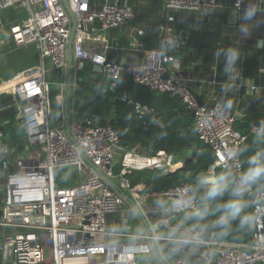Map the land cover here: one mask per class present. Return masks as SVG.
Listing matches in <instances>:
<instances>
[{
    "label": "built area",
    "instance_id": "1",
    "mask_svg": "<svg viewBox=\"0 0 264 264\" xmlns=\"http://www.w3.org/2000/svg\"><path fill=\"white\" fill-rule=\"evenodd\" d=\"M162 4L167 15L154 27L161 48L147 50L140 62L122 67L106 54L107 48L118 50L119 46L106 45L100 36L107 29L132 22L135 14L128 1L104 0L95 10L90 8V0H67L75 20L71 98L78 74L87 64L102 67L110 90L117 88V81L125 74L149 91L178 97L192 116L198 140L214 156L201 179L210 182L215 169H221L234 177L236 197L250 198L256 192L251 201L254 222L251 242L215 240L212 232L208 238H202L184 226L178 218L180 213L190 211L197 215L201 211L199 200L191 195L186 182L152 194L145 192L143 183L130 182L129 175L135 172L170 173L180 169L183 161L173 154L164 150L146 154L135 147L123 146L118 132L109 123L102 124L93 117L70 119L71 98L70 136L63 119L50 124L47 69L43 63L47 59L59 75L54 99L60 105L66 92L71 17L62 0H0V11L16 7L24 10L23 17L9 25V37L17 46H33L40 59L0 80V94L9 96L8 104L16 108L14 119L22 127L21 135L12 143L1 142L0 136V264H137L138 257L150 258L156 264H264V189L256 190L252 183L242 182L245 174L239 158V149L247 137L264 136V127L250 125L246 131L235 128L243 88L253 93L264 88L236 80L231 70L230 100L222 106L224 99L217 94L213 108L200 105L193 90L197 79L179 73L181 61L177 52L186 47L189 35L184 27L172 25L174 12L221 8L222 1L162 0ZM234 6L231 15L236 21L239 0H234ZM256 10L264 12V0L258 1ZM262 40L257 41L260 47ZM86 41L92 45L86 46ZM131 46L135 51L142 47L139 41ZM191 64L200 68L201 60H191ZM211 69L201 82L212 93L217 81L215 67ZM119 98L128 100L124 91ZM133 108L140 119L151 113L138 102H133ZM153 119L161 125L159 118ZM16 146L27 150L16 154ZM63 167L76 171V184L58 182L55 170ZM157 198L163 203L155 225L156 210L150 201ZM174 204L183 207H173ZM120 213L131 217L134 224L109 228L108 217ZM157 226L177 232L179 240L200 245L198 259L165 255L160 249L159 241L163 238Z\"/></svg>",
    "mask_w": 264,
    "mask_h": 264
},
{
    "label": "crops",
    "instance_id": "2",
    "mask_svg": "<svg viewBox=\"0 0 264 264\" xmlns=\"http://www.w3.org/2000/svg\"><path fill=\"white\" fill-rule=\"evenodd\" d=\"M127 1L128 3L130 2L129 5L133 8L135 14L132 22L120 28L107 29L104 33H102V36H100L106 45L119 46L118 50L107 48L106 54L109 60L118 63L122 67H127L131 64L140 62L147 50L161 48V43L158 40L157 33L154 31V27L158 23L164 21L167 15V11L164 10L162 0ZM221 1V8H203L197 12H174L175 20L172 22L173 26L178 25L184 27L189 35L186 47L177 52V58L181 61L179 73L185 76H192L197 79L196 84L193 86V90L203 101L213 100L217 97V94L227 101L230 97L229 88L230 83L233 81V77H231L230 71L223 91L216 90L217 85H219V82L217 81L216 85L213 87V92L211 93L210 89L207 87L208 85L201 82V79H205L206 73L208 72H206L202 66L197 68L192 65L191 60H203L205 46H214L215 42H217L215 45L226 44L233 46L241 44L252 47L257 46L260 49V46L257 45V41L260 38L263 39L261 35L264 34V12L256 10L259 0H239V9L236 21L233 16L229 19V16H231L232 11L235 9L234 0ZM92 3L95 4V6H98V4H100V0H92ZM22 17L23 13L18 11L16 8H8L0 11V56H4L2 60H5V56L13 55L15 62L18 61L21 63L9 68V71L6 72L5 75H2L5 77H7V75H13L14 73L28 67L32 60H35L36 62L40 61L37 53L33 54L31 50H27L25 48L28 46H17L9 37V25L18 22ZM237 22H240V27ZM138 30H142L143 34H138ZM137 41L141 42L142 46L139 51L133 50V47L131 46V44ZM95 43L97 46L99 45L98 42L95 41ZM91 45V42L86 41V46ZM259 55L260 52L258 56ZM43 64L47 69L46 80L48 82L47 95L49 99V123L54 124L58 119H63L65 122L64 102L59 105L54 99V95L57 91L56 82L59 80V75L47 59L44 60ZM20 65L26 66L20 67L19 70L15 71V68ZM255 70L257 75L254 77L253 75H244L238 68L232 69V71L235 72L236 76L234 78L236 80H240L244 82V84L253 83L260 87V62H257ZM82 76L84 83H88V86H80L79 89H85L89 93V99H84L81 93L79 94L76 89L74 90L71 98L72 107L70 110L72 109V114L70 113V119L72 117L77 119H80V117H93L95 121L100 123H109L113 115L112 102L114 98L117 97V94H115L114 90H110L109 87L108 90L106 87L104 89L102 88V98L95 93V85L97 84L100 76L105 75L94 72L92 70V65L88 64L86 66ZM5 77L0 78V80ZM52 79L54 81H51ZM50 82H53V88L50 87ZM243 91L244 95L240 100L242 102L239 103L238 107L240 112L238 120L247 121L249 123L247 124V128L250 125H255V121L258 123L256 126L264 127V90L260 89L258 93H253L247 91V88L245 89L244 87ZM106 93L108 94V97L106 96ZM249 97L252 99L253 103L257 102L258 104L255 105L243 102ZM8 98L9 96H7V94H0V106H3L0 109V136L1 142L3 143H12L21 135L22 132V127L17 123H14V113L11 112L12 107L8 104ZM94 100L96 102H94ZM238 124L240 125V123ZM15 152L16 154H23V146H16ZM58 182L64 184L61 181ZM150 202L153 203L156 210L155 215L153 216V223L157 225L160 218L158 209L163 202L158 198L155 200L151 199ZM127 223L134 224V221H132V218L124 213H120L117 216H109L107 219V225L111 229H121ZM134 230H136V226ZM157 232L161 237H164L159 241V244L160 249L165 255L190 260L198 259V253L201 249L200 245L177 239L179 234L177 232L170 231L165 227L157 226ZM169 236L172 237L171 240L166 238ZM208 237L209 236L206 238ZM120 240L127 241L129 239L120 238ZM137 264L156 263L150 258L138 257Z\"/></svg>",
    "mask_w": 264,
    "mask_h": 264
},
{
    "label": "trees",
    "instance_id": "3",
    "mask_svg": "<svg viewBox=\"0 0 264 264\" xmlns=\"http://www.w3.org/2000/svg\"><path fill=\"white\" fill-rule=\"evenodd\" d=\"M103 1L100 0V4L95 6L90 0V8L98 10ZM237 23L240 25V22ZM215 44L205 46L201 66L206 72L212 71L211 68L215 67V79L219 82L217 91H223L227 76L233 68L240 69L246 76L255 77L257 75L256 57L260 52L257 46ZM29 47L35 54L34 47ZM36 63L32 60L28 66ZM122 91L127 94L128 100L119 98V93ZM114 92L117 97L112 102L113 115L109 124L118 132L119 143L126 147H135L146 154L164 150L183 161L180 169L170 173L135 172L129 175L130 182L132 184L143 183L145 192L149 194L166 190L180 182H186L191 195L199 200L201 211L197 215L190 211L180 213L178 218L184 226L192 228L202 238H206L212 232L215 240L251 242L254 229L252 202L249 198L234 195L236 183L228 171L215 169L212 181L204 182L201 179V175L213 162L214 156L212 150L198 140L192 116L181 100L167 93L149 91L146 87L133 82L125 74L121 75L117 81V88H114ZM229 100L230 97L227 101ZM133 102L147 106L151 113L141 119L138 118L134 112ZM225 102V100L221 102L222 106ZM243 102L258 104L253 103L250 97ZM154 116L160 119L161 125L154 122ZM247 124L249 123L245 120H237L235 128L246 131ZM256 124L258 123L255 121ZM185 151H190L191 155L182 159ZM252 157L264 160V136L256 138L249 135L239 149V158L245 175L251 167ZM251 183L256 190L264 189V177ZM212 190L221 194L212 195ZM233 204L237 206L236 210L230 207ZM222 217L226 221L225 226L220 224ZM242 222H245L243 226Z\"/></svg>",
    "mask_w": 264,
    "mask_h": 264
},
{
    "label": "rangeland",
    "instance_id": "4",
    "mask_svg": "<svg viewBox=\"0 0 264 264\" xmlns=\"http://www.w3.org/2000/svg\"><path fill=\"white\" fill-rule=\"evenodd\" d=\"M16 9L18 11L22 12L23 15H24V13H25L24 10L22 11L20 8H17V7H16ZM25 48L27 50H31L29 46L28 47H25ZM3 57L4 56H0V78L5 77V76H2V75H5L6 72L9 71V68L14 67L16 64L17 65L21 64L18 61L15 62L13 55L12 56L11 55L5 56L6 57L5 60H2ZM25 66L26 65H20L17 68H15V71L19 70L20 67H25ZM85 69H86V67H85ZM85 69L78 74L79 81L77 82V85H76L75 89L77 90V92H79V94L81 93V95L84 97V99H89V93L85 89H83V88L79 89L80 86H86V87L88 86V83H84V79H83V76H82V74L84 73ZM51 81H54V80L52 79ZM50 87L51 88L54 87L53 82H50ZM105 87L108 90L109 81H108V79L105 76H100L97 84L94 87L95 93L97 95H99L100 98H102V95H103L101 93L102 92V88L104 89ZM74 99H75V96H74ZM94 102H96V101L94 100ZM14 123H17L16 120L14 121ZM23 148H25L27 150L26 147L23 146ZM189 155H190V151H185L183 153L182 159H185V158L189 157ZM55 173H56L57 180L58 181H61L63 183H69V184L73 185V184H76V182L78 181L77 180L78 179L77 178V173H76V171H74L72 169V167H63L61 169H56L55 170ZM45 257L46 258L48 257V251H47V249L45 250Z\"/></svg>",
    "mask_w": 264,
    "mask_h": 264
},
{
    "label": "water",
    "instance_id": "5",
    "mask_svg": "<svg viewBox=\"0 0 264 264\" xmlns=\"http://www.w3.org/2000/svg\"><path fill=\"white\" fill-rule=\"evenodd\" d=\"M63 5L66 9V11L68 12V14L71 17V21H72V27H71V31H70V36H69V42H68V52H67V68H66V92H65V97H64V115H65V129L67 132V135L70 136L69 133V103H70V98H71V65H72V54H71V42H72V38L74 35V27H75V20L73 15L71 14L70 10L68 9L67 6V0H62ZM232 15L229 16V19H231ZM261 51H260V55L256 58L257 62H260V72H259V84L260 87L264 88V38L262 40V44L260 47ZM92 70L96 73H102V67L93 64L92 65ZM195 98L197 100V102L204 106L206 109H211L214 107L215 105V100H208V101H203L201 100V98L195 94ZM3 106H0V109ZM13 113L16 112V108L13 107L12 111ZM83 119V117H80V120ZM102 124H105V122H102ZM1 130V127H0ZM256 192H253L250 196L251 201L254 199Z\"/></svg>",
    "mask_w": 264,
    "mask_h": 264
},
{
    "label": "clouds",
    "instance_id": "6",
    "mask_svg": "<svg viewBox=\"0 0 264 264\" xmlns=\"http://www.w3.org/2000/svg\"><path fill=\"white\" fill-rule=\"evenodd\" d=\"M250 165L251 167L249 168L248 172L246 173L245 177L242 178V182L243 183H251V182H255L256 180H259L261 177H264V160L259 159L258 157H252L250 159ZM212 195H219L221 194L220 192L216 191V190H212L211 192ZM173 207H183L182 204H174ZM230 207L233 210H236V205H230ZM245 222H242V226ZM220 224L221 226H225L226 225V221L225 219L222 217L220 220ZM164 238V237H162ZM167 239L171 240L172 237H166Z\"/></svg>",
    "mask_w": 264,
    "mask_h": 264
}]
</instances>
